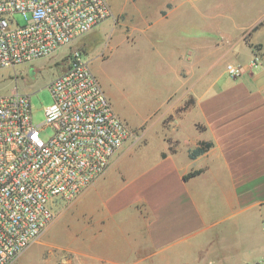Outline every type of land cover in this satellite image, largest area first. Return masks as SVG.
<instances>
[{"label": "crops", "instance_id": "1", "mask_svg": "<svg viewBox=\"0 0 264 264\" xmlns=\"http://www.w3.org/2000/svg\"><path fill=\"white\" fill-rule=\"evenodd\" d=\"M107 2L136 56L155 57L160 84L149 88L160 89L159 107L139 122L169 118L168 137L151 160L127 141L57 211L23 264H263L264 55L234 81L225 66L247 64L264 45V2ZM200 143L211 147L190 159Z\"/></svg>", "mask_w": 264, "mask_h": 264}, {"label": "built area", "instance_id": "2", "mask_svg": "<svg viewBox=\"0 0 264 264\" xmlns=\"http://www.w3.org/2000/svg\"><path fill=\"white\" fill-rule=\"evenodd\" d=\"M111 15L107 0H0V71L71 48ZM82 55L71 50L48 84L52 102L39 125L29 95H0V264H12L38 241L54 220L55 200L77 198L127 141H140ZM258 63L254 57L250 67ZM243 73L226 66L229 78ZM43 127L52 130L45 140Z\"/></svg>", "mask_w": 264, "mask_h": 264}, {"label": "rangeland", "instance_id": "3", "mask_svg": "<svg viewBox=\"0 0 264 264\" xmlns=\"http://www.w3.org/2000/svg\"><path fill=\"white\" fill-rule=\"evenodd\" d=\"M262 1L264 2V0ZM14 20L20 24L23 22L19 15H15ZM120 28L116 21L110 17L86 34L81 41L78 40L79 44H75L71 48H64L52 57L34 61L29 65H20L13 69L0 71V95H7L12 90L29 95L32 123L34 125L41 124L44 121V109L52 102L48 84L65 68L68 53L78 48L83 53V59L91 60L89 66L92 73L97 77L106 93L113 97V107L115 106L128 118L126 121L132 131L139 135L142 130L150 127L146 132V141L143 142L142 135H140L138 145L143 144L147 149L143 155L147 160H151L155 153L164 147L162 139L168 137L166 130L170 129V119L165 118L158 125H152L154 119L139 122L140 119L152 117L151 113L153 109L155 110V99L159 98L160 89L159 91L157 88L150 89L149 85L154 82L158 86L160 77L156 75L155 57L147 54L141 58L136 56V51L129 41L120 34ZM106 44L110 48L108 52L105 51ZM262 47L264 45L252 47L254 55L247 64H228L241 66L245 72L251 66L254 57L259 58L260 61V57L264 55L263 52H260ZM239 49L238 61H242L246 58V51L244 46ZM238 78L229 79L234 81ZM156 106L159 107V105ZM182 106L178 108L179 111L183 110ZM51 134L52 130L49 127L42 128L41 137L44 140ZM169 142L171 141L169 140ZM184 148L185 145L181 143L180 150ZM70 201L55 200L54 214L56 215L57 211L62 206L68 205ZM21 255L12 264H23ZM33 264H38L37 260Z\"/></svg>", "mask_w": 264, "mask_h": 264}, {"label": "trees", "instance_id": "4", "mask_svg": "<svg viewBox=\"0 0 264 264\" xmlns=\"http://www.w3.org/2000/svg\"><path fill=\"white\" fill-rule=\"evenodd\" d=\"M82 39H80V41ZM77 44H79V43H77ZM210 147H211L210 143H200L196 148H194L188 152V156L190 159H194V158L202 155L203 153H205ZM196 173L197 172L189 173V174L185 175L183 178H184V180H187L188 178L195 175Z\"/></svg>", "mask_w": 264, "mask_h": 264}]
</instances>
